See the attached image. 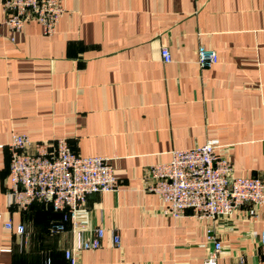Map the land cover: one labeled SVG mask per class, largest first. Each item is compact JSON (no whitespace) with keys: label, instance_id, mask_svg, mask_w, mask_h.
I'll list each match as a JSON object with an SVG mask.
<instances>
[{"label":"crops","instance_id":"1","mask_svg":"<svg viewBox=\"0 0 264 264\" xmlns=\"http://www.w3.org/2000/svg\"><path fill=\"white\" fill-rule=\"evenodd\" d=\"M60 1L54 34L30 20L15 40L0 7V211L26 227L0 224V264H71L75 240L69 221L51 229L62 210L7 205L15 133L110 157L118 188L89 194L78 213L88 237L105 228L102 245L80 251L77 264H202L208 225L222 240L218 264H264V205L253 220L175 217L145 179L149 165L208 138L233 175L264 179V0ZM200 43L217 62L199 66Z\"/></svg>","mask_w":264,"mask_h":264},{"label":"built area","instance_id":"2","mask_svg":"<svg viewBox=\"0 0 264 264\" xmlns=\"http://www.w3.org/2000/svg\"><path fill=\"white\" fill-rule=\"evenodd\" d=\"M4 12L2 24L8 28V38L16 39L30 20L41 24L43 33L52 35L66 12L60 0H0ZM1 35V34H0ZM165 61L173 59L168 46L161 48ZM218 61L217 50L204 43L197 47L199 66ZM216 138L204 143L172 151L168 161L157 162L147 168V189L158 194L166 203L164 211L175 217L189 216L198 220L227 218L240 212L253 220L257 207L264 205V179L252 175H233L230 159L218 153ZM2 146V145H0ZM11 152L10 184L6 190L7 205L20 210L28 209L39 201L63 211V219L53 223L54 232L67 228L71 222L75 233L72 245L65 249L71 264H77L79 252L102 245L105 228L98 226L91 237L78 218L86 205L88 195L99 191H113L120 180L110 157L81 155L69 140L58 137L51 142L33 140L26 133H15L8 144ZM0 224L25 232V224L15 225L12 217L4 218L0 211ZM207 251L202 264H218L223 244L212 225L206 226ZM264 243V228L260 233ZM112 244L120 246L119 233L113 234Z\"/></svg>","mask_w":264,"mask_h":264},{"label":"trees","instance_id":"3","mask_svg":"<svg viewBox=\"0 0 264 264\" xmlns=\"http://www.w3.org/2000/svg\"><path fill=\"white\" fill-rule=\"evenodd\" d=\"M54 209V208H53ZM55 210V209H54ZM54 212H57V211H54ZM63 216V215H62ZM61 215L59 216H57V217H55V218H53L54 220L51 222L52 224L51 225H53V223H55V222H59V221H61L62 219H63V217H62ZM59 217V218H58ZM50 225V226H51Z\"/></svg>","mask_w":264,"mask_h":264}]
</instances>
